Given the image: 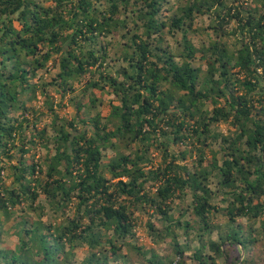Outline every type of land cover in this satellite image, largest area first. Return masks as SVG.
Wrapping results in <instances>:
<instances>
[{
	"label": "trees",
	"instance_id": "trees-1",
	"mask_svg": "<svg viewBox=\"0 0 264 264\" xmlns=\"http://www.w3.org/2000/svg\"><path fill=\"white\" fill-rule=\"evenodd\" d=\"M204 16L208 28H196ZM205 33L211 41L196 47L191 36ZM50 63L56 77L34 83ZM83 83L71 103L88 116L68 121L52 102V122L34 127L26 142L28 119L14 114L30 112L39 90L49 103L48 87L65 97ZM106 88L118 104L107 120L90 117L101 102L95 91ZM36 139L54 155L27 164ZM109 150L116 155L103 164ZM155 151L162 161L147 169ZM3 156L13 183L2 185L0 176V238L5 222L18 237L14 251L0 249L3 264H72L85 246L82 264H264L254 254L257 230L240 222L264 216V0H0ZM187 196L190 219L175 206ZM141 210L161 220L162 228L148 229L154 244L170 239L163 254L131 242Z\"/></svg>",
	"mask_w": 264,
	"mask_h": 264
},
{
	"label": "rangeland",
	"instance_id": "rangeland-1",
	"mask_svg": "<svg viewBox=\"0 0 264 264\" xmlns=\"http://www.w3.org/2000/svg\"><path fill=\"white\" fill-rule=\"evenodd\" d=\"M233 0H228L229 4L232 2ZM177 5L174 7L173 11L168 12L167 15L171 16L173 14V12L176 11ZM210 23V17L209 16H204L202 18H199L197 20L196 23V28H208ZM17 25V23H16ZM209 32V31H208ZM193 39V42L195 43L196 47L199 48L200 44H201V40L203 39V41H205L206 43H209L211 41V38L209 37V35L207 33L205 34H200L198 36H191ZM179 40H181V36L178 37ZM171 44H175L174 39L170 40ZM195 66H200V63L198 61L194 62ZM204 68H206V66H204ZM59 72V67L58 65H56L55 67L52 66V63L49 64L48 69L47 70H43L40 71L38 73V76L36 78L33 79V82L38 84L40 82H51L57 75V73ZM40 74V76H39ZM42 81H41V78ZM85 83L80 84V85H76L75 86V91L74 93H69L67 94L65 97H62L61 93H59V90L55 87H48V94L50 96L49 98V103L47 102L48 99L46 98L45 95H43L40 90L36 93V97L34 99H32L31 101H27V106L30 108V112H27L24 116H22V112H16L14 114V116L16 118H19L20 121L23 120V117L27 118L28 121L25 122L24 124V137H26V142L30 141V140H34L33 137V133L32 130L33 128H37L38 130H41L44 128V126L46 124H50L52 122V117L50 116V110H49V106L50 104L53 102L54 104V109L56 110V113L59 114L60 117H63L65 119H67L68 121L71 120H78L81 118H85L88 115L86 114L85 108L81 111V112H77L75 106L71 103V100L77 101L81 98L82 96V88L84 87ZM95 95L100 99L101 102L98 103V106L95 110L92 111L90 117H94L96 116L98 113L101 114V117L104 120H107V118L110 116L111 111H112V106L117 105L118 101L116 99V97L113 94L109 93L108 88H106V90L104 92L96 90L95 91ZM25 99V98H24ZM84 101L87 103L89 100L88 98H85ZM62 104V107L60 108V105ZM105 122V121H104ZM79 126V125H78ZM81 124L79 126V129H81ZM84 128V127H83ZM90 128V126H89ZM229 129V126L227 124H221L219 126L218 131L222 132V133H227ZM52 134V132L50 133V135ZM36 146L34 149L31 150V152L29 154H27L25 156V161L27 164H32L33 162H38L39 160H43L45 157L47 156H53L54 155V150L52 148V145L50 146V149L44 148L42 147V144H39V139H36ZM19 145H22V142L17 143ZM120 151L123 152L124 154H129V151L125 150L124 147H122L121 145H119ZM179 148V147H178ZM181 150H184V147H180ZM215 149H218V144H215ZM132 152L134 150H136V145L131 147ZM116 152L113 150H109L105 153V157L102 160L103 164H108L109 161L115 157ZM21 155L19 153H17V157L16 160L14 161V163L12 164H18V160H20ZM150 158L152 160L153 165H149L147 169H150L152 166L157 167L158 164L161 163L162 161V155L159 153V151H155L153 153L150 154ZM187 162L189 164L192 163V159L190 156H188ZM0 167H5V169L1 172V178H2V185H6V186H10L13 183V176L11 175L12 173V168L10 163L8 162V159L3 156L0 157ZM109 175L106 173V177H108ZM210 188L215 192L217 190V183L215 179H211L210 181ZM153 190V189H152ZM42 200H44L43 197H41ZM185 203L181 204L180 201H176L175 206H183V208H185L188 212V215L186 218L190 219V212H191V197L187 196L185 199ZM220 200H217V203ZM19 211L17 213V215H15V218H18V216L22 215L23 212ZM175 216L178 217L180 212H174ZM75 215V209L69 210L68 213H66V216H70L73 217ZM31 216H33L31 214ZM64 216V217H66ZM139 216V221L136 225V237L130 239L132 243H134L136 246L141 247V248H145L146 250L149 249H154L157 252H159L160 254L164 253V250L166 249L170 239L167 240V243H161L160 245L154 244L152 241V237L150 236L149 233V229H148V223L151 222L153 223L157 229L162 228L161 225V220L159 219L158 216L153 215V211H146L143 212L141 210V212L138 213ZM35 219H38V217L34 216ZM63 215L58 217V222L63 220ZM5 218L3 217L2 220H4ZM53 217L52 214H48L43 218V222H45L46 224H50L51 222H53ZM215 223H217L218 225H222L223 226V231L225 230L226 227V217H224L223 213H219L216 218H215ZM241 224H243V226H253L254 229L257 230L256 232V238H260V243H258L257 247L254 249V254L255 253H260V255H264V226H263V222H264V216L263 218L257 220V222L253 223V222H249L247 219H242ZM1 226V225H0ZM11 224L8 222H5L4 225V231L5 234L2 236V238H0V249L1 250H12L14 251L17 248L18 245V237L17 235H15V230L16 228H11ZM218 231H215L214 234L212 235L213 239H217L218 238ZM180 234V238H181V242L185 244L186 239L185 237L182 235V232L179 231ZM198 243L195 242L193 244V246H197ZM234 248L232 247H228L227 250L228 251H232ZM68 250V248H67ZM131 249L129 248H123V252L125 254L128 255H132L131 256V261L136 263L139 261V257H137L135 252H130ZM90 250L87 246H85L84 248H79L75 250V255L74 257H71L72 260V264H82V262L85 260V258L89 255ZM208 254H210L207 251ZM188 256L191 255V251L187 253ZM189 264H191V261H188ZM0 264H3V262L0 259Z\"/></svg>",
	"mask_w": 264,
	"mask_h": 264
}]
</instances>
